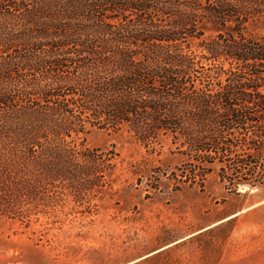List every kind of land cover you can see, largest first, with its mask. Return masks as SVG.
Masks as SVG:
<instances>
[{"label": "trees", "instance_id": "trees-1", "mask_svg": "<svg viewBox=\"0 0 264 264\" xmlns=\"http://www.w3.org/2000/svg\"><path fill=\"white\" fill-rule=\"evenodd\" d=\"M260 14L264 0H0V218L110 188L117 154L75 142L92 127L170 136L174 183L264 186Z\"/></svg>", "mask_w": 264, "mask_h": 264}, {"label": "rangeland", "instance_id": "rangeland-1", "mask_svg": "<svg viewBox=\"0 0 264 264\" xmlns=\"http://www.w3.org/2000/svg\"><path fill=\"white\" fill-rule=\"evenodd\" d=\"M247 31L264 35V14ZM75 142L117 154L111 187L89 207L66 198L30 223L1 217L0 264H264V186L174 183L183 158L170 136L146 145L92 127Z\"/></svg>", "mask_w": 264, "mask_h": 264}]
</instances>
